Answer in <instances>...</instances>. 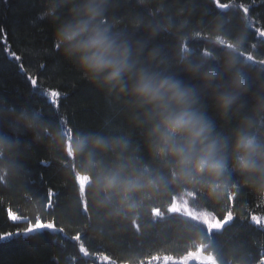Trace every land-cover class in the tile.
<instances>
[{"label": "clouds", "instance_id": "1", "mask_svg": "<svg viewBox=\"0 0 264 264\" xmlns=\"http://www.w3.org/2000/svg\"><path fill=\"white\" fill-rule=\"evenodd\" d=\"M131 3L49 0L39 18L57 24L53 51L103 95L110 114L96 129L69 132L40 105L0 98V125L8 129L0 127V182L22 176L19 137L30 133L66 169L83 229L99 239L145 234L185 194L223 204L246 188L264 205V42L252 39L249 19L218 12L193 22L196 0H134L118 14ZM199 34L207 37L202 48L190 43ZM33 207L42 214L46 202ZM153 209L163 211L156 216ZM185 231L190 239L169 255L203 244L216 264H250L242 245L221 257ZM119 264L142 258L129 253Z\"/></svg>", "mask_w": 264, "mask_h": 264}, {"label": "trees", "instance_id": "2", "mask_svg": "<svg viewBox=\"0 0 264 264\" xmlns=\"http://www.w3.org/2000/svg\"><path fill=\"white\" fill-rule=\"evenodd\" d=\"M170 2L175 4L176 0ZM48 4L49 0H0V98L16 106L40 105L47 119L60 120L69 132L72 126L96 129L110 109L103 95L79 79L76 69L53 51L57 24L51 18H39ZM133 7L134 0L122 4L118 14ZM196 7L193 22L207 20L218 12L247 17L252 39L264 42V0H196ZM59 15L64 18L66 10ZM206 42L204 34L190 41L196 48L204 47ZM61 112L67 113L63 119ZM115 123L121 121L117 118ZM0 127L8 131L6 124ZM19 138L22 176L8 185L0 182V264H119L129 253L140 255L142 264L160 257L183 259L204 247L201 244L179 258L169 255L180 250L174 246L190 239L187 228L203 237L221 257L229 248L242 245L250 264H264V228L252 222L254 216L264 217V205L249 189H242L223 204L197 200L192 193L195 206L218 219L234 216L220 232L211 233L203 224L171 213L173 198L166 216L145 234L127 231L99 239L83 229L85 217L74 204L73 182L65 174L66 169L45 144L33 142L30 133ZM41 198L46 208L37 214L33 205ZM162 211L153 209L152 214L159 216ZM38 220L46 224L54 221L55 227L49 226L43 235L29 240L22 234Z\"/></svg>", "mask_w": 264, "mask_h": 264}, {"label": "rangeland", "instance_id": "3", "mask_svg": "<svg viewBox=\"0 0 264 264\" xmlns=\"http://www.w3.org/2000/svg\"><path fill=\"white\" fill-rule=\"evenodd\" d=\"M81 183V187H83L86 182V178L79 177L78 178ZM189 200L191 202L189 203ZM171 213H176L185 216L186 218L196 222L203 224L209 232H220L224 230V228L231 224L234 220V216L229 214L225 219L220 220L215 215L206 211L204 209L198 208L195 206V199L192 194H185L184 202L181 203L179 200H174L173 205L170 208ZM253 223L257 226L264 228V217L254 216ZM227 220L228 222L223 225L222 228L215 227L218 221L223 222ZM215 258L206 254L205 248L201 247L195 252H191L187 255L186 258L183 259H175L170 257H160L155 259L149 264H215Z\"/></svg>", "mask_w": 264, "mask_h": 264}, {"label": "snow or ice", "instance_id": "4", "mask_svg": "<svg viewBox=\"0 0 264 264\" xmlns=\"http://www.w3.org/2000/svg\"><path fill=\"white\" fill-rule=\"evenodd\" d=\"M228 221L225 220L223 222L218 221L215 225V227L222 228L224 224H226ZM55 227L54 221L53 222H46L43 220H38L36 225L30 226L29 229L25 231L22 235L28 236L29 240H31L36 235H43L44 231L47 227Z\"/></svg>", "mask_w": 264, "mask_h": 264}]
</instances>
